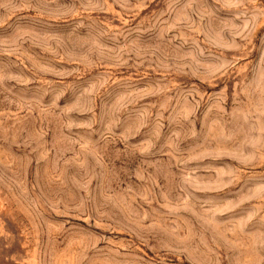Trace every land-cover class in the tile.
<instances>
[{
    "label": "rangeland",
    "instance_id": "1",
    "mask_svg": "<svg viewBox=\"0 0 264 264\" xmlns=\"http://www.w3.org/2000/svg\"><path fill=\"white\" fill-rule=\"evenodd\" d=\"M0 264H264V0H0Z\"/></svg>",
    "mask_w": 264,
    "mask_h": 264
}]
</instances>
